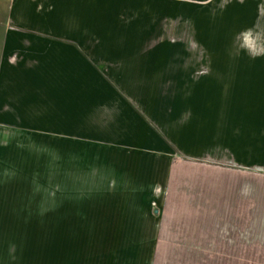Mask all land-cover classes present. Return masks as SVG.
Listing matches in <instances>:
<instances>
[{
    "label": "rangeland",
    "instance_id": "1",
    "mask_svg": "<svg viewBox=\"0 0 264 264\" xmlns=\"http://www.w3.org/2000/svg\"><path fill=\"white\" fill-rule=\"evenodd\" d=\"M68 5L77 9L90 43L91 34L99 36L101 48L126 51L125 59L84 54L78 131L73 115L62 125L61 117H53L52 131L68 132L0 134V190L19 195L13 205L0 206V264H86L78 254L108 251L91 242L106 236L102 227L111 218L95 224L91 211L154 206L147 192L155 189H164L165 204L196 205L189 220L234 226L238 233L241 226L250 235L251 211L235 193L243 182L251 188L253 177L260 195L264 190V0ZM140 15L146 18L142 28ZM253 147L260 161L253 162ZM144 154L162 156L169 180L157 187L135 169L132 162ZM204 178L212 179L208 203L197 196L208 192ZM254 256L263 259L132 264H264L262 249Z\"/></svg>",
    "mask_w": 264,
    "mask_h": 264
},
{
    "label": "crops",
    "instance_id": "2",
    "mask_svg": "<svg viewBox=\"0 0 264 264\" xmlns=\"http://www.w3.org/2000/svg\"><path fill=\"white\" fill-rule=\"evenodd\" d=\"M79 18L77 9L69 6L68 0H0V134L68 132L52 131L53 117H61L62 125L73 115L79 130L83 120L84 54L102 51L113 54L107 59L111 57L119 63L125 59L122 54L126 52H112L108 46L101 48L105 46L98 44L99 36L96 38L93 34L90 43L86 38L90 33L83 24L79 25ZM145 19L140 15V28ZM138 47L136 45L129 52H137ZM97 77L108 84L116 82V78ZM73 123L70 119V124ZM0 147L4 146L0 144ZM161 157L144 154L140 161L132 162L139 166H135L136 170L147 172V181L157 187L171 176L169 171L164 173L165 164ZM252 157L253 162L258 157L254 147ZM257 168L261 170L260 165ZM251 179V188L243 182L235 193L236 202L251 211L250 235H245L241 226L238 233L234 226L217 228L210 222L189 220L187 214L194 213L196 205L165 204L164 189H155L153 195L149 194L151 191L147 192L151 199L155 198L151 207L143 209L129 205L127 209L101 211L95 207L91 211L92 215L96 213L92 222L98 224L100 217L111 219L104 220L106 226L102 228L107 229L106 236L92 237L91 244L107 245L108 251L103 253L93 248L85 256L78 254L79 260L86 261V264L262 260L254 255L261 249L264 251V190L260 195L259 178ZM0 180H3L2 174ZM210 180L204 178L209 181L203 183L204 187L209 186V189L197 195L200 202H209L204 197L211 195ZM249 191L251 195H247ZM170 192L172 201L175 191ZM15 197L19 195L3 194L0 190V206L4 203L13 205ZM180 201L184 202L181 196H177V202ZM227 229L235 232H227ZM249 254L252 256H247Z\"/></svg>",
    "mask_w": 264,
    "mask_h": 264
}]
</instances>
